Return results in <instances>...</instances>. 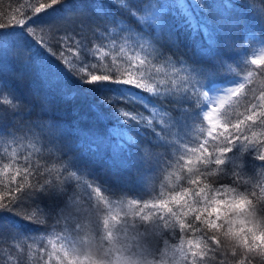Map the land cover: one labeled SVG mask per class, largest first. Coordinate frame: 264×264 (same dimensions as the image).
Masks as SVG:
<instances>
[{
	"label": "snow or ice",
	"instance_id": "snow-or-ice-1",
	"mask_svg": "<svg viewBox=\"0 0 264 264\" xmlns=\"http://www.w3.org/2000/svg\"><path fill=\"white\" fill-rule=\"evenodd\" d=\"M193 4L206 15L194 30L207 38L200 51L210 63L187 55L175 23L174 17H183L193 25ZM56 6L64 7L60 19L34 22ZM253 15L260 29L251 26ZM11 29L19 35H10ZM245 31L264 45V3L35 0L0 23V74L14 65L16 79L24 81L43 63L42 51L86 84L123 85L158 101L102 97L125 123L152 132L151 144L137 146L141 162L157 171L148 194L135 196L85 179V171L68 163L67 125L33 115L32 105L0 75V146L8 161L0 165V244L10 242L11 264H20L15 254L31 252L29 241L36 239L13 217L43 226L47 238H39L37 264H264V87L253 86L254 75L264 79V47L246 61L251 70L243 81L217 95L210 84L235 72L231 54ZM110 52L117 55L108 59ZM58 78L52 73L31 80L26 95L38 102L37 113L53 110L49 89ZM76 96L77 90L68 91L63 101ZM136 102L141 109L126 106ZM205 102L208 107L194 117ZM118 135L122 143L114 151L137 143ZM34 153L60 167L35 162Z\"/></svg>",
	"mask_w": 264,
	"mask_h": 264
},
{
	"label": "trees",
	"instance_id": "trees-1",
	"mask_svg": "<svg viewBox=\"0 0 264 264\" xmlns=\"http://www.w3.org/2000/svg\"><path fill=\"white\" fill-rule=\"evenodd\" d=\"M191 3V0H187ZM234 3L252 2L260 7L264 0H233ZM29 3H35V0H0V23H7L10 17L16 11L23 12ZM64 14L63 6H56L49 9L47 12L41 13L34 17V22L48 23L60 19ZM189 15L193 18V25L190 27L184 23L183 17H174L182 29V39L184 43V51L188 56L192 57L199 63H210V58L207 55L201 54V48L207 49V38L195 31L196 23H204L206 15L194 4L190 5ZM252 27L260 29L258 17L253 15ZM130 23H135L129 18ZM10 35H19L16 29L9 30ZM256 36L260 33L256 31ZM250 33L245 31L236 38L234 42V53L231 58L234 60V73L219 74L211 84V91L220 83H226L232 78L239 77L241 81L247 76L251 65L246 66V61L250 60L256 48L257 40L248 39ZM247 40V43L245 41ZM108 52V49H105ZM117 55V52H110L108 59ZM40 58L43 61L41 65H37L31 77L24 81L16 79V67L14 65H6L2 74L3 78L11 81L17 90L24 96L25 102L32 105L33 115H42L46 119L63 121L68 128L66 142L70 147V152L67 154L70 159L68 163L74 168L83 170L89 177L85 179H96L100 184L107 185L110 188L125 191L129 195L144 196L147 195L150 186L149 178L153 177L157 171V167L153 164L150 167L145 166L140 160V150L138 144H151L152 132L149 129L143 128L136 123H125L122 117L115 111L112 105L108 104L102 97L104 96H135L137 101H143L148 105H156L158 101L155 97L135 89H127L123 85L101 83L89 85L73 77L68 73L58 61L40 52ZM57 74L59 77L53 84L50 85V93L55 99V106L50 113H37L39 107L38 102L26 95L27 88L32 79L39 78L43 75ZM254 87L260 89L264 87V79L253 76ZM77 90V96L69 103L65 104L63 97L66 92ZM133 111L141 109L142 105L139 102L126 105ZM208 107L207 102L203 103L200 108L193 112L194 117H198L200 112ZM243 111V109H239ZM120 133H125L135 137L136 144L124 143L117 151H114L116 145L122 143ZM195 136V134H193ZM90 137H99L103 143L98 145H90ZM115 138V139H114ZM28 143V142H25ZM196 141L193 139L190 146H195ZM22 159V158H21ZM33 160L37 163H46L49 167L59 168L60 165L54 160L47 157L41 159L40 154H33ZM7 159L3 157V146H0V165L7 163ZM43 172V169H41ZM47 178V177H45ZM6 182V180H5ZM176 183L175 177H172L169 184ZM78 193L86 198V193L82 187L77 188ZM47 205L48 201L45 200ZM14 221L24 231L34 237L35 241H29L32 251L27 250L23 254L16 253L20 258V264H37V250L40 246V237L47 238L42 225L25 221L19 217H13ZM46 242V239H45ZM178 242V241H176ZM10 242L0 244V264H11L9 261ZM50 247V246H49Z\"/></svg>",
	"mask_w": 264,
	"mask_h": 264
},
{
	"label": "rangeland",
	"instance_id": "rangeland-1",
	"mask_svg": "<svg viewBox=\"0 0 264 264\" xmlns=\"http://www.w3.org/2000/svg\"><path fill=\"white\" fill-rule=\"evenodd\" d=\"M258 41V40H257ZM264 47V45H262L259 41L257 42L256 44V48H255V51H254V55L256 56H259V55H262L260 49ZM238 80L241 81V78L239 77H235V78H232L231 80H229L228 82L226 83H220L218 84L212 91H211V94L212 95H217L219 94L224 88L228 87V86H231V84H234L236 83Z\"/></svg>",
	"mask_w": 264,
	"mask_h": 264
}]
</instances>
